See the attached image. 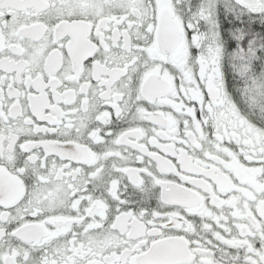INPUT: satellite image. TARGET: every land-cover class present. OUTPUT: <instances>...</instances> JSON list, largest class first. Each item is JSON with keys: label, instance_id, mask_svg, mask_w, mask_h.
<instances>
[{"label": "snow or ice", "instance_id": "snow-or-ice-1", "mask_svg": "<svg viewBox=\"0 0 264 264\" xmlns=\"http://www.w3.org/2000/svg\"><path fill=\"white\" fill-rule=\"evenodd\" d=\"M0 264H264V0H0Z\"/></svg>", "mask_w": 264, "mask_h": 264}]
</instances>
